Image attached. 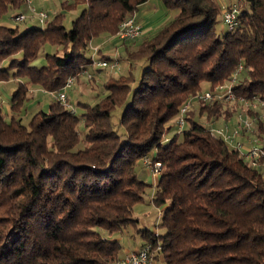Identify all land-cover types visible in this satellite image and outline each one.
Returning a JSON list of instances; mask_svg holds the SVG:
<instances>
[{
    "label": "trees",
    "instance_id": "16d2710c",
    "mask_svg": "<svg viewBox=\"0 0 264 264\" xmlns=\"http://www.w3.org/2000/svg\"><path fill=\"white\" fill-rule=\"evenodd\" d=\"M149 1H65L64 11L82 8L70 30L61 13L38 28L0 25V82L25 81L10 101L11 115L0 109V264L120 260L116 237L136 228L135 205L151 187L138 174L140 167L150 173L145 158L163 169L153 196L163 208L159 229L137 231L143 246L161 245L155 261L264 264V172L205 126L223 106L197 103L185 116L188 128L166 137L168 123L203 84L214 89L241 65L237 94L264 90V0L236 1L238 26L222 32L225 5L216 0H160L171 19L126 50L131 64L142 63L138 81L131 70L109 78L97 103H79L80 117L57 100L28 124L20 116L32 86L61 92L95 63L86 56L90 43L116 36ZM25 4L0 0V21ZM47 44L59 49L37 66Z\"/></svg>",
    "mask_w": 264,
    "mask_h": 264
},
{
    "label": "rangeland",
    "instance_id": "374dc122",
    "mask_svg": "<svg viewBox=\"0 0 264 264\" xmlns=\"http://www.w3.org/2000/svg\"><path fill=\"white\" fill-rule=\"evenodd\" d=\"M65 1L71 0H32L30 9L34 8L37 12L43 11L48 13L49 19L54 17L56 14H63L64 25L68 30H70L73 21L78 17L82 8L77 7L76 9L71 11H64L63 3ZM234 1L236 2L238 0H216L220 7H223L224 5L226 7ZM149 5L157 6L159 5V0H150ZM19 13H24L28 17L24 23L18 25L21 30H25L29 27L38 28L43 26L38 22L36 15L32 14L30 10H28L27 4H25L20 10L9 12V14L3 19V21H0V25L1 22H3L15 27L16 24L13 20V16ZM221 18L222 17L220 15L219 20H221ZM226 29V26L222 22L217 26L218 32H222L223 30L225 31ZM140 38L141 36L136 38L135 40L123 41L124 43L122 45V43L118 39L104 35L96 38L90 43L86 51V56L87 58L94 59L95 63L90 65V68L86 71L89 74H92L93 79H88L87 74L81 75L80 78L75 82V84L66 91L68 105L75 110L77 116L80 117L85 111V108L82 105H79V103L92 106L97 103L100 98H102L105 93L104 84L107 82L111 75H126L131 70L133 78L137 81L139 80L142 73V63L136 62L131 64V62L128 60L126 49H136L142 43L139 42L137 47H135L136 42L140 41ZM96 48H101L102 52L100 54L94 53L93 49ZM58 49L59 47H54L49 44L45 45L41 49L39 58L37 59L35 64L40 67L46 65V56L48 54H54ZM103 56L111 57L112 60L115 61L119 59V62H117V68L112 69L110 67L112 63H109V66L107 68H101L100 66H98L97 62L100 61ZM24 82L25 81H23L22 79H10L9 81L0 82V109L4 114H8L5 107L8 106L7 104L10 98H12L17 91L20 83ZM209 87V84H203L202 92L207 91ZM55 100V95L46 92L40 87L32 86L30 88V92L27 95V98L25 99L20 116L23 118L24 122L28 124L36 113L41 111L49 112L50 106L54 103ZM195 105H197V103H195ZM177 121L178 118H175L168 123V127H172V129L166 135L168 139H171L175 134L188 128V125L185 124L183 129H179ZM200 121L203 123L206 121V119L202 118L200 119ZM80 131L82 134L85 133V129L83 127H81ZM138 174L139 177L147 184H150L151 187L148 188L143 201L135 205L133 215L134 218L138 221L136 224V228L144 229L147 227L148 229L154 231V229L156 228L159 229L158 226L162 220L163 208H158L153 203V196L155 193V186L153 185V174L146 172L143 167H140L138 169ZM132 230H134V227H129L127 231L131 232ZM157 232H159V230ZM139 240L141 241L142 239Z\"/></svg>",
    "mask_w": 264,
    "mask_h": 264
},
{
    "label": "built area",
    "instance_id": "2783aa9c",
    "mask_svg": "<svg viewBox=\"0 0 264 264\" xmlns=\"http://www.w3.org/2000/svg\"><path fill=\"white\" fill-rule=\"evenodd\" d=\"M25 3L28 10L36 15L38 22L44 25L49 19L48 13L43 11L37 12L34 8L30 9L32 0H25ZM239 15L240 11L237 2L234 1L225 7L222 18L224 25L229 31L234 30L238 26ZM27 18L24 13L13 16L16 26L24 23ZM141 34V25L135 17H132L120 25L116 37L122 41H127L135 40ZM93 51L94 53H98L99 49L96 48ZM97 64L101 68H107L109 61L102 60L98 61ZM117 66L118 64L115 61L112 62L110 67L113 69L117 68ZM243 70V66H239L228 82L218 85L214 89L204 91L185 103L180 109L177 124L179 129H183L185 116L193 109L195 103L221 104L223 106L222 115L215 122H206L205 126L215 139L223 140L240 157L264 172V90L249 96L238 95L235 91V86ZM86 74L87 78L90 79L91 75L88 72L84 71L82 73V75ZM80 76L69 78L61 92L57 94L51 93L55 95L57 101L64 104L72 113L75 110L68 105L66 91L75 84ZM168 141H165V143ZM143 163L154 177H159L162 174L161 164H153L149 158H145ZM155 237H159L157 231L155 232ZM161 250L162 247L159 243L156 245V248L151 244H147L141 249L116 261L114 264H153Z\"/></svg>",
    "mask_w": 264,
    "mask_h": 264
},
{
    "label": "crops",
    "instance_id": "0c3cea01",
    "mask_svg": "<svg viewBox=\"0 0 264 264\" xmlns=\"http://www.w3.org/2000/svg\"><path fill=\"white\" fill-rule=\"evenodd\" d=\"M149 2L146 3L145 5H143L135 15V18H136L137 22L141 25V29H142L140 41L136 42L135 47H137L139 42H144L146 40L151 39L154 36V34L156 33V31L161 26L166 24L172 17V15L163 7L160 0H159V5H157V6L156 5L151 6V5H149ZM1 21H3V20H1ZM1 25L6 26V27H14V26H11L9 24H5L3 22H1ZM112 38L118 39L123 45L124 42L122 40H120L119 38H117V37H112ZM136 49H132V50L126 49V50L135 51ZM100 50H102V49L100 48ZM117 61L119 62V59ZM117 75L118 74L111 75L109 78L117 77ZM11 99L12 98H10V100L7 104L8 106L5 107L7 109L6 110L8 113L7 115H11V108H10ZM158 178L159 177H154V179H153V185L154 186L156 185ZM144 229H148V228L146 227ZM127 230L124 233H122L121 235L116 237V239L119 240L123 246V249L121 252V259L126 257L128 254H130L134 251H137L138 249H141L145 243L144 240H141V241L139 240V239H142L141 236L137 233V231L139 229L134 228V230H132L131 232L127 231ZM149 230H151V229H149ZM153 264H163V261H162V259H159V260L155 261Z\"/></svg>",
    "mask_w": 264,
    "mask_h": 264
}]
</instances>
